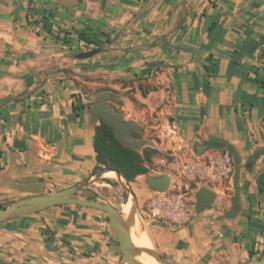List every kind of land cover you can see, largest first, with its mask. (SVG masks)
<instances>
[{
	"label": "crops",
	"instance_id": "crops-1",
	"mask_svg": "<svg viewBox=\"0 0 264 264\" xmlns=\"http://www.w3.org/2000/svg\"><path fill=\"white\" fill-rule=\"evenodd\" d=\"M86 87L113 89L148 147L232 156L210 206L185 225L146 226L162 259L264 249V0H0V208L100 172ZM114 180L77 196L100 200L87 191ZM114 243L106 214L54 206L0 223V264H111Z\"/></svg>",
	"mask_w": 264,
	"mask_h": 264
},
{
	"label": "water",
	"instance_id": "water-1",
	"mask_svg": "<svg viewBox=\"0 0 264 264\" xmlns=\"http://www.w3.org/2000/svg\"><path fill=\"white\" fill-rule=\"evenodd\" d=\"M102 50V48H95L90 51L81 52L77 54L76 58L80 60L89 59L99 54ZM107 98L108 95L106 93H100L94 99L90 108V118L93 121L99 122V124L103 122L104 124L109 126L113 130V134L117 141L126 147L139 151L142 148L151 145V143L144 140H135L132 138V132H138V127L133 121L126 120L121 113L112 109L106 103ZM206 148L207 146L205 145H197L195 148L196 154L201 155ZM106 170L113 169H103L89 180L78 185L70 186L63 190L20 199L10 206L0 210V223L60 205L72 204L92 208L107 215L109 226L123 256V262L125 264H141L131 255L132 240L127 226L120 218V210L101 200H86L77 197V194L85 190L87 186L102 179V175ZM115 172L118 174L120 179H122H116V181H118L126 191L127 200L130 196H132L135 205V212L138 216L136 200L134 198V195L132 194L131 188L129 187V183L121 174H119L117 171ZM147 179L148 187L152 190L162 192L168 188L169 178L166 175L147 176ZM214 200L215 193L209 187L201 188L195 195L196 212H201L203 209L210 206L214 202ZM230 215L231 213L228 214V216ZM157 255L159 256L158 253ZM251 264H264V258L259 259Z\"/></svg>",
	"mask_w": 264,
	"mask_h": 264
},
{
	"label": "built area",
	"instance_id": "built-area-1",
	"mask_svg": "<svg viewBox=\"0 0 264 264\" xmlns=\"http://www.w3.org/2000/svg\"><path fill=\"white\" fill-rule=\"evenodd\" d=\"M211 150L201 155L194 154L191 159L180 164L172 163L175 173L169 179L168 188L162 192L149 189L138 208L139 219L178 226L189 223L193 211L185 192L188 185L208 182L222 184L233 174V159L230 153L225 150ZM159 161L166 163L164 159Z\"/></svg>",
	"mask_w": 264,
	"mask_h": 264
},
{
	"label": "rangeland",
	"instance_id": "rangeland-1",
	"mask_svg": "<svg viewBox=\"0 0 264 264\" xmlns=\"http://www.w3.org/2000/svg\"><path fill=\"white\" fill-rule=\"evenodd\" d=\"M79 10L83 11L85 9L79 8ZM98 25H101L100 22L98 23ZM91 35H92V33H91ZM100 38H101L100 35L97 33L93 39H94V41H97ZM64 43H71V42L65 41ZM79 47H80V49H83L85 47V44L82 43L81 45H79ZM102 90H105V91H102ZM85 91L86 92L89 91L91 93V95H93L94 99L100 93H106L108 95L106 103L110 107H112V109H114L115 111H119L120 113L122 112L120 110V108H118V106L120 104L119 97L115 94V91L113 89L103 88V87H86ZM100 91H102V92H100ZM126 120L132 121L130 118H127ZM132 138L135 140H142L143 137L140 133L133 131L132 132ZM158 141H160V140L158 139ZM145 148H151V147L146 146V147L142 148L141 150H139L138 152L142 153ZM155 150H157V154H155L152 157V160L150 163L146 164V166L149 169V173L146 174L145 176H163V175H166L170 179L173 177V174L175 173V170L171 165L172 163L180 164L181 162H183L185 160L191 159L194 156V154H196V150L193 148V146H190L189 150H187V151L186 150L181 151L179 149V151L176 155H174L172 153V151H170V150H162V149L161 150L155 149ZM209 151H212V150L210 149ZM162 159L166 160L165 164H163L159 161ZM132 183L133 184L129 183V187L131 188L132 194L134 195V198L136 200L137 211H138V208L141 206V202L143 201L144 196H142V194L139 191H137V188L139 186L147 187V184H146L145 178H143V177H141V178L138 177ZM218 184L219 183L208 182L207 184L192 183V184L188 185V190H186L185 192L187 193L186 197H187L189 205L192 207L193 214H194V211H196L195 205H194L196 193L203 187H210V186L213 187V186L218 185ZM222 184H223V186H225L226 182H223ZM87 192L93 194L94 196H98V198L101 201L114 206L118 210H120L122 208L123 204L127 201L126 191L121 186V184L116 180H114V182L111 184V186L101 185V182H99L98 185H94ZM78 196H84V194H79ZM216 204H217V201H216ZM5 206H6V204H5ZM106 217H107V215H106ZM107 220H108V217H107ZM141 223H142V227H144V229H146L147 225L158 224V223H151L147 220H143V221H141ZM114 245H115L114 253L111 254V258H112L111 264H125L123 262V256L119 250L118 243H117L116 239H115ZM156 255H157V253H156ZM262 258H264V249H259L258 251H250L248 253V256L239 257L238 260H236V258L235 259H224L223 262L216 263V264H251V263H253L259 259H262Z\"/></svg>",
	"mask_w": 264,
	"mask_h": 264
},
{
	"label": "trees",
	"instance_id": "trees-1",
	"mask_svg": "<svg viewBox=\"0 0 264 264\" xmlns=\"http://www.w3.org/2000/svg\"><path fill=\"white\" fill-rule=\"evenodd\" d=\"M78 37L87 44H95L85 33H79ZM94 150L97 161L95 172L106 168L113 169L121 174L128 183H132L138 177L148 174L149 169L146 164L150 163L152 157L157 154V150L152 148H145L140 153L122 145L115 138L113 130L103 122L95 129ZM6 207L2 206L0 210Z\"/></svg>",
	"mask_w": 264,
	"mask_h": 264
},
{
	"label": "bare ground",
	"instance_id": "bare-ground-1",
	"mask_svg": "<svg viewBox=\"0 0 264 264\" xmlns=\"http://www.w3.org/2000/svg\"><path fill=\"white\" fill-rule=\"evenodd\" d=\"M102 176L103 178L122 180L113 170H106ZM119 214L121 220L125 223L130 232L132 240L131 255L138 262L141 264H174L156 255L152 241L144 227H142V223L135 212L132 196L123 204Z\"/></svg>",
	"mask_w": 264,
	"mask_h": 264
}]
</instances>
